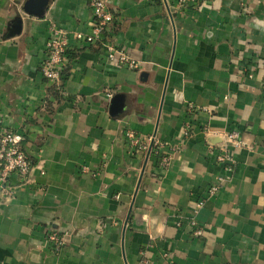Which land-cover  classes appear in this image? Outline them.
Listing matches in <instances>:
<instances>
[{
    "label": "crops",
    "instance_id": "0c3cea01",
    "mask_svg": "<svg viewBox=\"0 0 264 264\" xmlns=\"http://www.w3.org/2000/svg\"><path fill=\"white\" fill-rule=\"evenodd\" d=\"M166 4L112 0L104 42L88 45L73 38L91 30L87 0H0V132L23 134L33 163L27 183L0 192V264H264V0ZM51 23L68 50L49 113L39 67ZM105 42L138 68L107 61ZM128 130L179 147L167 170H142ZM231 130L249 149L231 151L230 180L207 197ZM50 231L64 239L56 254Z\"/></svg>",
    "mask_w": 264,
    "mask_h": 264
},
{
    "label": "built area",
    "instance_id": "2783aa9c",
    "mask_svg": "<svg viewBox=\"0 0 264 264\" xmlns=\"http://www.w3.org/2000/svg\"><path fill=\"white\" fill-rule=\"evenodd\" d=\"M92 15V25L89 33L74 32L73 38L77 42L93 45L101 43L104 35H106L110 26L114 22V16L109 10V3L112 0H87ZM201 0H176V5L180 8H186L191 5H196ZM165 5L166 0H164ZM104 42V41H103ZM106 50V60L116 63L119 66L127 69H137V62L124 53L122 50L115 48L111 43H103ZM68 50V32L51 23L49 26V35L45 43L44 59L42 60L39 72L43 80L48 85H60L65 71L66 55ZM264 95V85L262 87ZM193 105L188 106V111H195ZM206 131V129H203ZM193 135V125L186 122L183 127V136L188 138ZM222 141L218 147L216 156L217 163L222 166L225 175L215 178L213 184L207 191V197L213 196L218 190L230 180L233 170L232 150L249 149V145L242 140L240 134L231 130L223 132L219 135ZM124 139L128 149L132 153L141 156L143 168L146 164L157 166L160 170L165 171L170 165L172 154L179 151V147L172 145L169 142H164L155 134L144 137L128 130L124 134ZM25 138L23 134L12 129H6L0 132V192L3 196H10V180L12 177H17L22 183H27L30 172L33 168V163L24 150ZM84 172H87L84 169ZM204 200L196 203V210L200 209ZM180 226V221L176 223ZM188 227L194 237L202 235V228L193 217L188 221ZM48 247L53 254L59 252L63 245L64 239L56 232L50 231L46 235ZM166 257V255H164ZM140 264H155L154 262L142 258Z\"/></svg>",
    "mask_w": 264,
    "mask_h": 264
},
{
    "label": "trees",
    "instance_id": "16d2710c",
    "mask_svg": "<svg viewBox=\"0 0 264 264\" xmlns=\"http://www.w3.org/2000/svg\"><path fill=\"white\" fill-rule=\"evenodd\" d=\"M63 97V87L60 85H51L46 91V99L44 104V109L49 113L52 112V104H58Z\"/></svg>",
    "mask_w": 264,
    "mask_h": 264
}]
</instances>
